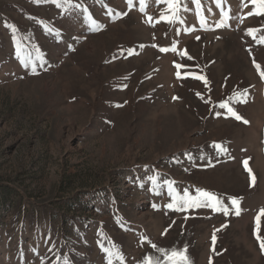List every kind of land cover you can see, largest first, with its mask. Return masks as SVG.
I'll list each match as a JSON object with an SVG mask.
<instances>
[{
    "label": "rangeland",
    "instance_id": "1",
    "mask_svg": "<svg viewBox=\"0 0 264 264\" xmlns=\"http://www.w3.org/2000/svg\"><path fill=\"white\" fill-rule=\"evenodd\" d=\"M72 4L0 0V264H264V11ZM197 189L241 214L167 207Z\"/></svg>",
    "mask_w": 264,
    "mask_h": 264
},
{
    "label": "snow or ice",
    "instance_id": "2",
    "mask_svg": "<svg viewBox=\"0 0 264 264\" xmlns=\"http://www.w3.org/2000/svg\"><path fill=\"white\" fill-rule=\"evenodd\" d=\"M38 2V0H37ZM54 3L57 4V7L63 8L65 4L71 5L72 7L79 9L81 6L79 4H72V0H53ZM157 3H164L167 6L168 14L167 15H162L160 19H163L169 23H182L183 20L178 16V13L181 9L187 11L186 3L187 0H156ZM128 5L131 6L133 5V0H127ZM191 3L195 6L197 9L196 16L202 26H204L207 29V21L206 17L201 15V10H202V5H201V0H191ZM217 4H222L223 0H216ZM253 4H258L259 9L261 11H264V0H252ZM140 4V11L144 12L145 11V4L146 0H139ZM86 11V10H85ZM111 14V10L110 13ZM127 13H119L118 15H126ZM252 13L250 12L249 15ZM259 14V13H257ZM223 16L225 17V20L228 19V13H223ZM91 19L92 24L96 25L97 28H99L98 23L95 21L94 18L89 17ZM152 17H148V21H151ZM225 20H221L216 24V27H223L225 26ZM254 32L253 29L248 30V34L251 35ZM255 38V37H254ZM199 39V37H197ZM261 41L264 42V37H261ZM161 51H167V49H160ZM19 51V50H18ZM177 69H179L181 66L176 65ZM257 69H259V65H256ZM32 72L33 74H36V68L35 66L32 67ZM177 77L179 78L180 73L179 71L176 73ZM262 76H264V73H261ZM200 78V77H197ZM199 95V93L197 94ZM240 103H245L246 97L241 94V98L237 101ZM219 107L226 109L228 113H231V115L238 121L243 120V118L228 104L226 103H221ZM244 123H248L246 120H243ZM218 151L223 150L222 146L216 145L215 146ZM244 167L246 171L249 173V179H250V184L255 182V176L252 174L251 169L248 168L247 165V160L244 162ZM167 188H168V194L171 196L173 195L172 188L173 185L171 183H167ZM197 194L196 195H191L189 192L185 191L181 196H177L174 202L169 203L167 205L168 208L172 209L175 208L177 211L181 210H186L189 208H200V207H208L212 208L213 210H219L222 211L224 215H228L230 212L234 213L236 216H239L241 214V207H240V199L233 197L230 199L229 204L231 207H229L227 204H225L223 201L219 200L213 193H210L206 190L202 189H197L196 190ZM159 194V193H157ZM155 207V205H154ZM261 216H264V208H261L258 212V214L255 217L256 221V229L254 230V234L256 235V239L260 241V247L262 250H264V238L260 236V220ZM216 236L215 233L212 236V241L215 243ZM153 247H156L153 245ZM107 255L111 256V252L107 249H103ZM161 253L164 254L165 261L167 264H189V260L187 257V248L185 247L183 250H177L175 248L171 249L170 252L166 249H159ZM109 264H111V261L109 260ZM145 264H152L151 258H148L145 260ZM156 264H160V261H156Z\"/></svg>",
    "mask_w": 264,
    "mask_h": 264
}]
</instances>
